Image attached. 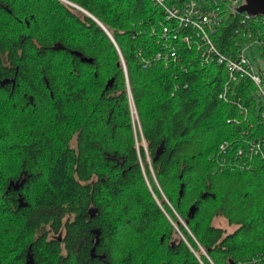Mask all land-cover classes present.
Wrapping results in <instances>:
<instances>
[{
  "label": "trees",
  "instance_id": "16d2710c",
  "mask_svg": "<svg viewBox=\"0 0 264 264\" xmlns=\"http://www.w3.org/2000/svg\"><path fill=\"white\" fill-rule=\"evenodd\" d=\"M222 14L204 63L152 0H0V264H264V155L219 154L242 131L264 145V121L217 62L264 22Z\"/></svg>",
  "mask_w": 264,
  "mask_h": 264
},
{
  "label": "built area",
  "instance_id": "2783aa9c",
  "mask_svg": "<svg viewBox=\"0 0 264 264\" xmlns=\"http://www.w3.org/2000/svg\"><path fill=\"white\" fill-rule=\"evenodd\" d=\"M153 3L162 9L167 20H172L179 26L190 24L189 32L183 36V41L188 45L194 43L199 51L200 58L206 63L207 59L212 54H216L215 43L212 35L216 31L218 25L222 21L223 12H236V8L242 3V0H152ZM244 14V13H243ZM246 18L255 19L258 17H249L244 14ZM264 22V17H261ZM167 28L163 29L164 34L167 33ZM247 37L251 40L252 34L248 33ZM243 42L237 47L235 54L218 55L217 62L224 63L225 70L230 78L232 85L239 83L243 79H250L253 82L255 89L253 94L259 101L260 112L259 115L264 121V70L255 71L246 56V51L254 44L260 50L264 44L263 40H251ZM262 63L264 64V52L261 51ZM174 55V51L171 52ZM209 55V56H208ZM160 57V54L157 55ZM226 88V87H225ZM221 98L225 97V89L220 94ZM241 114L245 115L243 109ZM241 139L240 142L225 140L219 145L220 164L233 165L239 167H247L254 158L259 160L263 157L264 145L259 139H252L248 137L246 131L238 134ZM258 255V254H257ZM264 258L262 254L258 257ZM255 259L249 260V264H254ZM242 264V263H239Z\"/></svg>",
  "mask_w": 264,
  "mask_h": 264
},
{
  "label": "rangeland",
  "instance_id": "374dc122",
  "mask_svg": "<svg viewBox=\"0 0 264 264\" xmlns=\"http://www.w3.org/2000/svg\"><path fill=\"white\" fill-rule=\"evenodd\" d=\"M245 54L248 57L251 65H252V67H253V69L255 71L258 72L259 70H264V64L262 63L261 52H260V50L258 49V47L255 44L251 48H248ZM262 87L264 89V83L262 84ZM130 105L132 106V108H131V121H132V125H133L134 140H135L136 144H139V142L143 143V137H142V134H141L139 119H138V116H137V114H136V112L134 110L132 101H131ZM146 159H147L148 165L150 166V171H151V175H152V178H153V182L158 187L161 195L163 196V199L168 203L167 199L165 198L164 193L161 190L160 185L158 184V182H157V180H156V178L154 176L153 170H152L151 165H150L151 158H150L149 154H147ZM146 180H147L148 184L150 185V181L147 179V177H146ZM170 206H171V204H170ZM171 210H172V213H173V215L175 216L176 219L171 217L167 213H165V215L167 216V218L170 220V222L174 226L175 234H174L173 238L176 239V240L177 239H184L185 237L183 236V234L179 231V229L177 227L176 220L179 223H181L186 229L188 228L187 227V223L185 222V219L180 215V213L174 207H172ZM213 223L216 226L222 227L226 231V233H230V232H232L235 229V226L228 225L226 220L223 217H221V216L215 217L214 220H213Z\"/></svg>",
  "mask_w": 264,
  "mask_h": 264
},
{
  "label": "water",
  "instance_id": "95a60500",
  "mask_svg": "<svg viewBox=\"0 0 264 264\" xmlns=\"http://www.w3.org/2000/svg\"><path fill=\"white\" fill-rule=\"evenodd\" d=\"M77 8H79V7H77ZM236 11L238 13H244V14L248 15L249 17H252V18L258 17V16L264 17V0H242V3L236 8ZM88 15H90V14H88ZM73 53L75 55H77L81 59V61H83V62H88V63L92 62L91 58H87L83 54H81V53H79L77 51H73ZM111 81H112V79H111ZM162 149H163V145L161 143V145H159V147L157 148V150L155 152V155H154V158H153L154 161L162 153ZM12 184H13V182L9 183L8 189L11 187ZM18 188L19 187L16 186V185L13 186V189H15V190H17ZM182 188H183V186L181 185L180 186V191H179L180 195L182 194ZM193 212H194V206H191L190 209H189V212H188V216L189 217L192 216ZM91 252H92V254H91L92 256H97L96 254L93 253L94 252V247L91 249ZM97 257L100 260L105 261V256L104 255H99ZM32 262H33L32 257L29 256V258L26 260L25 264H31Z\"/></svg>",
  "mask_w": 264,
  "mask_h": 264
},
{
  "label": "bare ground",
  "instance_id": "6f19581e",
  "mask_svg": "<svg viewBox=\"0 0 264 264\" xmlns=\"http://www.w3.org/2000/svg\"><path fill=\"white\" fill-rule=\"evenodd\" d=\"M152 58V57H151ZM152 61V60H151ZM249 170V169H248ZM252 170V169H251ZM241 171H242V169H241Z\"/></svg>",
  "mask_w": 264,
  "mask_h": 264
}]
</instances>
